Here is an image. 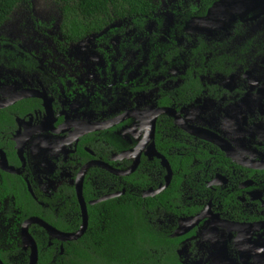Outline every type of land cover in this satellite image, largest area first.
Returning a JSON list of instances; mask_svg holds the SVG:
<instances>
[{"label":"flooded vegetation","instance_id":"af4514ba","mask_svg":"<svg viewBox=\"0 0 264 264\" xmlns=\"http://www.w3.org/2000/svg\"><path fill=\"white\" fill-rule=\"evenodd\" d=\"M154 1L141 19H114L77 41L59 26L58 45L101 40L118 20L144 27ZM171 17L150 54L105 61L108 85L96 91L0 38V237L12 264L23 254L29 264L26 220L75 233L82 202L87 212L137 191L124 178L137 169L145 199L174 187V204L158 212L182 264H264V0H189ZM27 230L63 253L66 241L39 223Z\"/></svg>","mask_w":264,"mask_h":264},{"label":"trees","instance_id":"16d2710c","mask_svg":"<svg viewBox=\"0 0 264 264\" xmlns=\"http://www.w3.org/2000/svg\"><path fill=\"white\" fill-rule=\"evenodd\" d=\"M19 1L0 0V25ZM54 1L60 5L62 16L60 29L66 39L73 41L88 34L101 32L114 19L131 18L133 21L141 19L143 14L149 12L153 2V0ZM129 177L133 178L132 183L137 191H126L119 197L88 205V222L84 233L77 239L64 242L63 253H59L57 247L59 242L56 239L52 240V245H48L46 237L35 236L38 248L36 264H182L175 251V240L162 227L161 214L158 212L159 208L168 210L169 205L174 204L173 200H170L172 195H167L174 187L168 188L158 196V200L145 199L141 195V189L145 187V175L137 169L124 178ZM85 191V198L90 199L89 186ZM53 223L61 225L55 221ZM75 223L80 224L79 217ZM2 239L0 237V257L6 264H12L6 259V252L1 251ZM5 241L8 244L5 248L10 249L15 241H19V235L13 233L6 237ZM22 258L21 264H27V254H23Z\"/></svg>","mask_w":264,"mask_h":264},{"label":"rangeland","instance_id":"374dc122","mask_svg":"<svg viewBox=\"0 0 264 264\" xmlns=\"http://www.w3.org/2000/svg\"><path fill=\"white\" fill-rule=\"evenodd\" d=\"M187 1L155 0L157 9L144 27L132 26L129 20H118L110 26V31L103 32L101 40L91 35L76 44L59 46L60 5L54 0H20L1 24L0 38L18 43L61 75L77 73L76 79L82 87L96 91L108 85L103 82L105 61L111 64L119 55L127 54L131 61L137 62L138 52L150 54L161 44L160 29L173 22L171 12L178 11Z\"/></svg>","mask_w":264,"mask_h":264},{"label":"water","instance_id":"95a60500","mask_svg":"<svg viewBox=\"0 0 264 264\" xmlns=\"http://www.w3.org/2000/svg\"><path fill=\"white\" fill-rule=\"evenodd\" d=\"M169 177H170V175L168 174L166 184L168 183ZM164 186H166V185H164ZM164 186L157 189L155 192L160 191L161 189L164 188ZM105 198H107V197H105ZM105 198H103V199H105ZM82 208H83V221H82L80 229L75 233L57 232L49 224H47L46 222H44L41 219L36 218V217L29 218L28 220H26L23 223V226L21 229V239H22V244H23L24 248H26L28 246L30 247L29 264H36L37 257H38V248H37V244H36L34 238L29 234V232L27 230L28 223H30V222L39 223L41 226H43L51 234H54L61 241L74 240V239H77L78 237H80L84 233V231L87 227V212H86V207L84 206L83 202H82ZM0 264H2L1 261H0Z\"/></svg>","mask_w":264,"mask_h":264}]
</instances>
